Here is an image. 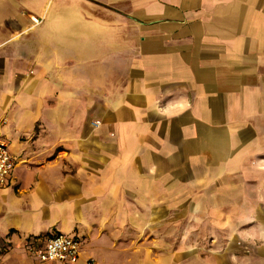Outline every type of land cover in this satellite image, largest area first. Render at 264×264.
I'll use <instances>...</instances> for the list:
<instances>
[{
    "label": "crops",
    "instance_id": "0c3cea01",
    "mask_svg": "<svg viewBox=\"0 0 264 264\" xmlns=\"http://www.w3.org/2000/svg\"><path fill=\"white\" fill-rule=\"evenodd\" d=\"M0 133V264H264V0H0Z\"/></svg>",
    "mask_w": 264,
    "mask_h": 264
},
{
    "label": "built area",
    "instance_id": "2783aa9c",
    "mask_svg": "<svg viewBox=\"0 0 264 264\" xmlns=\"http://www.w3.org/2000/svg\"><path fill=\"white\" fill-rule=\"evenodd\" d=\"M14 160L7 141L0 137V187L7 184L13 170ZM30 254L37 257L41 263L58 262L60 264H75L82 250L80 240L64 233L52 235L44 245L27 244Z\"/></svg>",
    "mask_w": 264,
    "mask_h": 264
},
{
    "label": "rangeland",
    "instance_id": "374dc122",
    "mask_svg": "<svg viewBox=\"0 0 264 264\" xmlns=\"http://www.w3.org/2000/svg\"><path fill=\"white\" fill-rule=\"evenodd\" d=\"M99 123H100L99 121H95L94 122L95 127H98L100 125ZM0 136H1V133H0ZM177 216H178V212H177ZM175 219L176 220H173L171 223L172 224L171 229L175 230V232L178 235L179 230H181V229H179L181 226V223H180L179 218H175ZM185 225L187 226L188 230L190 231L189 239H188L189 244H198V243L202 244V242L204 244L210 243L211 238L204 237V236H202V234L197 236V233L199 231L198 230V226H199L198 222L191 220V221H188L187 223H185ZM172 239H173V241H176V240L178 241V237H173Z\"/></svg>",
    "mask_w": 264,
    "mask_h": 264
}]
</instances>
